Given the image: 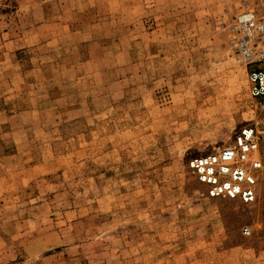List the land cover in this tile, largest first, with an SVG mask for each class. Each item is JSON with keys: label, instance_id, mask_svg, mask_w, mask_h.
Listing matches in <instances>:
<instances>
[{"label": "rangeland", "instance_id": "obj_1", "mask_svg": "<svg viewBox=\"0 0 264 264\" xmlns=\"http://www.w3.org/2000/svg\"><path fill=\"white\" fill-rule=\"evenodd\" d=\"M239 1L0 0V264H264ZM246 125L256 201L207 198Z\"/></svg>", "mask_w": 264, "mask_h": 264}, {"label": "built area", "instance_id": "obj_2", "mask_svg": "<svg viewBox=\"0 0 264 264\" xmlns=\"http://www.w3.org/2000/svg\"><path fill=\"white\" fill-rule=\"evenodd\" d=\"M239 6V12L222 28L228 34L234 62L247 72L251 98L264 109V0H240ZM187 168L207 198L252 204L263 171L259 132L246 125L231 145L191 158ZM249 233L243 229L244 235Z\"/></svg>", "mask_w": 264, "mask_h": 264}]
</instances>
